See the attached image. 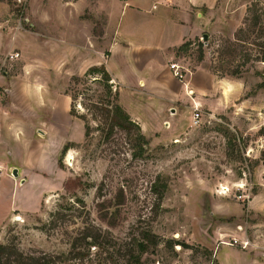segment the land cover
<instances>
[{
	"label": "rangeland",
	"instance_id": "1",
	"mask_svg": "<svg viewBox=\"0 0 264 264\" xmlns=\"http://www.w3.org/2000/svg\"><path fill=\"white\" fill-rule=\"evenodd\" d=\"M254 1L264 12V0L180 9L186 36L167 63L185 77L170 71L154 84L151 49L164 31L150 17L160 8L133 9L132 21L117 0H0V114L37 116L17 136L0 129L5 159L28 170L16 187L0 169V244L59 255L88 221L120 239L150 231L157 245L144 264H247L243 250L264 257V34L255 27L234 39ZM101 64L138 128L108 137L99 128L91 103L104 92L101 74H84Z\"/></svg>",
	"mask_w": 264,
	"mask_h": 264
},
{
	"label": "trees",
	"instance_id": "2",
	"mask_svg": "<svg viewBox=\"0 0 264 264\" xmlns=\"http://www.w3.org/2000/svg\"><path fill=\"white\" fill-rule=\"evenodd\" d=\"M258 7V2H252L248 8V15L244 18L243 24L248 21V29L245 26L239 27L235 34L236 41L243 40L249 30L254 31L258 27L260 34H264V12ZM236 35V36H235ZM231 47V49H230ZM233 43H228L227 56H233ZM226 49V50H227ZM230 49V50H229ZM101 74V83L104 92L99 94L97 101L91 103L92 110L100 115L99 128L105 131V137H108L115 128L122 130H130L134 126V122L125 113L121 106L116 102L117 92H113L109 72L101 64L99 66H90L84 76L90 74ZM94 76V75H93ZM73 80L79 81L81 77L75 76ZM96 80V79H94ZM69 113L74 115L73 108L70 107ZM84 120L85 134L87 135L89 126L86 117L81 116ZM138 128V126L136 125ZM137 137L144 141V136L137 132ZM69 147L65 144L62 151L64 152ZM56 218L65 216L63 213H58ZM102 220H105L109 226L115 225V216H110L108 213L100 215ZM53 223V222H52ZM55 225V221L53 223ZM157 245L155 236L150 231L141 233V236H131L130 238H117L108 229H103L93 223L85 221L83 226L73 235L70 240L67 252L59 255L43 254L40 256L25 255L18 249L10 245L0 244V262L2 264H52L55 258H66L78 260L80 264H144V253Z\"/></svg>",
	"mask_w": 264,
	"mask_h": 264
},
{
	"label": "crops",
	"instance_id": "3",
	"mask_svg": "<svg viewBox=\"0 0 264 264\" xmlns=\"http://www.w3.org/2000/svg\"><path fill=\"white\" fill-rule=\"evenodd\" d=\"M117 1L121 2L120 15L124 12L129 15V18L132 21L136 19L133 9L143 8L144 10V8H150V7L152 9L160 8V13L155 14L153 16L151 15L150 17L152 19H157V21L159 20L163 26L162 31H164V35L160 39L159 43H157L154 49H151L153 52V57L156 58L157 65L151 69L150 73H148L147 80H149V82L154 84L162 83L164 76L167 77L170 75V70H168L169 68L167 66L168 65L167 60L171 59L174 56L175 48L178 47L181 40L184 38V36H186V30H187L186 27L182 28L180 26L181 20H180V16L178 15V13L181 12L180 9L186 11L187 8L191 6L204 5V7H206L210 13V11L214 8L216 3V0H167L165 2H162V0H160L161 2L159 3V5L154 7V3L156 0H117ZM145 10H151V9H145ZM201 24L202 23H200V25ZM121 36H120V31L118 30L117 38L120 37L121 39L130 42V46L126 48V50H128L126 54L127 55L130 54L131 51L132 53H134L135 50H133L134 46L132 41L129 40L128 38ZM98 63L99 61H95L89 65L98 64ZM35 118H37L36 115L34 117H29L28 119L26 118L23 119V118H18L17 116L12 117V116H8L7 114L1 113L0 129H2L4 132L5 131L9 132V135L14 134V136H17V134H19L21 130H25L24 127L28 125L26 123L29 122L30 119L37 120ZM37 123H38L37 125L39 126L40 123H44V122L40 121ZM36 131L39 134L43 133L42 129L40 128H38ZM7 163L8 166H6ZM5 167H8L11 171H13V169L16 168L17 178L16 177L12 178V181H14V185H16V187H17V179L18 181H20L18 183L19 184L23 183V185L28 181V179L25 178L20 179L23 176L26 177L28 171L27 167L23 163L9 162L7 158L5 159V153L1 148V143H0V169L1 168L3 169ZM240 255L246 260L245 262H248L247 264H264V257L258 256L257 254L252 252V250H243L242 252H240Z\"/></svg>",
	"mask_w": 264,
	"mask_h": 264
},
{
	"label": "built area",
	"instance_id": "4",
	"mask_svg": "<svg viewBox=\"0 0 264 264\" xmlns=\"http://www.w3.org/2000/svg\"><path fill=\"white\" fill-rule=\"evenodd\" d=\"M14 55H15V57L18 56L17 53H15ZM12 57H14V56L12 55ZM168 68H169V70L171 71V73H172V75L174 77H176L178 79H181V80L184 79L185 70L183 69V67L177 61H170L169 64H168ZM195 110H197V108ZM194 116L198 117V114L195 113ZM233 242H234V244H236V243H238V240L236 238H233ZM248 244H249V240L245 239V240L241 241L240 247L241 248H244V247L246 248Z\"/></svg>",
	"mask_w": 264,
	"mask_h": 264
},
{
	"label": "water",
	"instance_id": "5",
	"mask_svg": "<svg viewBox=\"0 0 264 264\" xmlns=\"http://www.w3.org/2000/svg\"><path fill=\"white\" fill-rule=\"evenodd\" d=\"M204 38H206L207 37V35L206 34H204V36H203ZM12 174L14 175V176H17V170H16V168H14L13 169V171H12Z\"/></svg>",
	"mask_w": 264,
	"mask_h": 264
}]
</instances>
